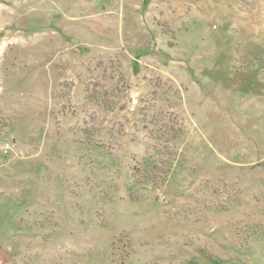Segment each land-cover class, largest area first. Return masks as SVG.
I'll return each instance as SVG.
<instances>
[{
	"label": "rangeland",
	"instance_id": "rangeland-1",
	"mask_svg": "<svg viewBox=\"0 0 264 264\" xmlns=\"http://www.w3.org/2000/svg\"><path fill=\"white\" fill-rule=\"evenodd\" d=\"M0 264H264V0H0Z\"/></svg>",
	"mask_w": 264,
	"mask_h": 264
}]
</instances>
